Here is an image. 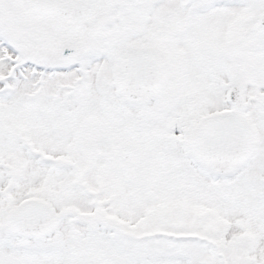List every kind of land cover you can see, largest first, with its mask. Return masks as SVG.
Segmentation results:
<instances>
[{
  "label": "snow or ice",
  "instance_id": "6c2138e0",
  "mask_svg": "<svg viewBox=\"0 0 264 264\" xmlns=\"http://www.w3.org/2000/svg\"><path fill=\"white\" fill-rule=\"evenodd\" d=\"M0 264H264V0H0Z\"/></svg>",
  "mask_w": 264,
  "mask_h": 264
}]
</instances>
